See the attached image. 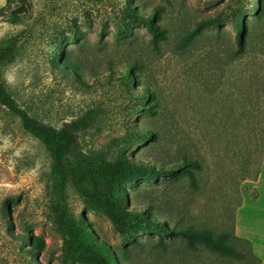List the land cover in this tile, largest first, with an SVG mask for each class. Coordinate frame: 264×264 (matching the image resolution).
<instances>
[{
    "label": "rangeland",
    "instance_id": "374dc122",
    "mask_svg": "<svg viewBox=\"0 0 264 264\" xmlns=\"http://www.w3.org/2000/svg\"><path fill=\"white\" fill-rule=\"evenodd\" d=\"M259 1L256 13L257 0H0V45L15 44L0 77L17 105L55 129L93 116L75 132L73 162L97 152L188 170L124 183L123 207L146 220L123 229L66 184V217L116 264H254L232 229L243 198L264 188ZM125 7L159 9L155 33L128 21ZM10 15L21 22H6ZM235 23L246 28L236 57ZM54 182L47 151L0 106V264H81L50 207ZM185 230L228 233L245 259L191 248Z\"/></svg>",
    "mask_w": 264,
    "mask_h": 264
},
{
    "label": "trees",
    "instance_id": "16d2710c",
    "mask_svg": "<svg viewBox=\"0 0 264 264\" xmlns=\"http://www.w3.org/2000/svg\"><path fill=\"white\" fill-rule=\"evenodd\" d=\"M15 1L16 4H22L29 0ZM6 3H8V0H6ZM136 7L138 10L143 11L140 4H137ZM137 9L125 7L124 13L126 19L132 24L144 25L151 32H154L156 27L154 22L159 19V9L154 10L150 14H144ZM261 9L262 3L257 0L256 13H259ZM5 21L11 24L21 22L19 18L12 15L7 16ZM205 24L212 25L214 22H205ZM235 27L237 47L233 52L234 57L243 52L246 32V28L242 23H235ZM14 47L15 44L4 43L0 45V66L11 59ZM129 77H131V70L125 69L122 76L124 84L128 83ZM142 93L138 92V97L142 98ZM0 106L6 108L16 117L23 131L37 140L49 154L52 161V175L55 179V199L51 201L50 207L53 210L56 221L64 226L69 236V245L73 248L76 259L81 264H116V262L106 248L99 243L95 236L90 235L82 224H74L70 218L66 217L68 210L66 204L67 183L72 185L75 194L80 199L105 216L114 227L123 229L129 227L135 219L146 220V218L141 217V212H129L123 207L121 198L123 197L122 185L124 183L148 178L156 179L158 176H163L167 173L174 175L178 172L188 171L185 167H176L172 170L164 171L162 168L155 169L141 163H130L123 157L109 159L105 154L97 152L88 153L80 161L73 162L69 158V155L76 141L75 132L87 129L92 123L93 116L90 112H86L78 120L63 126L61 129H55L39 122L37 119L29 116L25 110L21 109L4 87L1 77ZM146 136L143 135L142 137ZM189 177L193 179L191 174ZM156 230L168 232L163 228V225H159ZM232 232L233 239L248 246V251L254 264H260L259 259L252 254L250 243L235 236L234 226ZM183 235L187 239L188 246L191 248H194L195 244L199 243L220 256L238 260L245 259V254L238 251L231 244V237L228 233L214 235L209 230L201 232L185 230L183 231ZM32 264H37V262L33 261Z\"/></svg>",
    "mask_w": 264,
    "mask_h": 264
},
{
    "label": "crops",
    "instance_id": "0c3cea01",
    "mask_svg": "<svg viewBox=\"0 0 264 264\" xmlns=\"http://www.w3.org/2000/svg\"><path fill=\"white\" fill-rule=\"evenodd\" d=\"M260 172V176L264 175V155ZM246 201L244 197L235 211L234 234L237 238L247 240L252 254L259 259L260 264H264V188L256 192L251 202Z\"/></svg>",
    "mask_w": 264,
    "mask_h": 264
}]
</instances>
